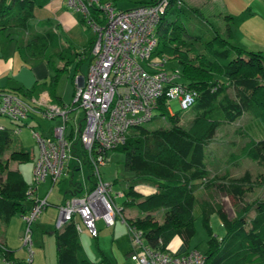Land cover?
<instances>
[{
	"label": "trees",
	"instance_id": "16d2710c",
	"mask_svg": "<svg viewBox=\"0 0 264 264\" xmlns=\"http://www.w3.org/2000/svg\"><path fill=\"white\" fill-rule=\"evenodd\" d=\"M48 1L0 0V33L14 29L15 34L20 36L18 51L24 63L33 65L45 61L51 66L55 73L47 84L50 103L63 106L66 104H61L56 98L55 90L64 66L52 64L53 58L65 60L59 37L49 29L38 31L34 18L35 9ZM197 12V7L189 6L182 0H170L169 7L156 27L157 45L152 54V57L165 58L166 61L177 60L180 83L197 92L191 107L193 117L188 127L179 125L180 114L177 111L170 112L166 98L162 96L157 101L151 120L163 119L167 126L150 130L143 125L133 127L125 144L113 149L124 153V169L133 174L132 180L127 181L121 211L123 213L125 207L136 206L145 212L143 216L135 218L123 217L127 225L142 230L145 244L152 249L166 251L170 241L178 235L182 243L176 253L189 250L190 238L195 232V220L199 215L208 235L207 248L203 252L205 264H264V198H257L253 202L244 200L248 192L245 185L264 186V177L255 184L250 183L249 172L231 179L226 170L224 178L218 177L211 174L208 160V146L217 128L243 115L249 116V122L239 131H244L243 135L248 139L238 152L228 155L227 161L233 164L243 158L264 160V52L245 49L230 40L232 29L238 28L255 12L247 7L236 15H226L225 19L229 23L226 24L224 35L215 31L208 40H203L200 35L189 34L185 28V20ZM88 13L93 21L104 20L98 6L90 5ZM7 35L10 38V34ZM93 41L89 49L84 50V55L91 53ZM194 41L203 44V52H195ZM172 70L175 68L169 71ZM229 90H232V94ZM1 92L12 93L26 100L24 97L30 96L34 90L1 89ZM69 105L73 106L71 103ZM9 119L17 128L0 125L3 127L0 129V158L10 150L7 159H0V176L3 175L0 181V226L17 214L27 213L33 204L26 206L27 202L33 201L27 194L30 184L17 168L8 167L10 160L17 163L31 160L29 152L13 137L26 123L25 120L18 123ZM66 137L69 141H78L73 131ZM81 153L84 158L82 147ZM86 164L93 180L92 190L95 176L91 165ZM140 183L153 187L154 191L142 195L135 190V185ZM217 188L240 200L236 204L234 216L229 217L216 199L214 191ZM198 189L203 190L205 198L197 197ZM158 209L164 210L161 222L152 214ZM251 212L253 215H250ZM212 214H217L225 227L221 237L213 234L210 224ZM54 238L55 264H109L105 256L100 261L89 258L73 221L60 230L55 229ZM0 257L22 264L15 259L13 251L2 243Z\"/></svg>",
	"mask_w": 264,
	"mask_h": 264
},
{
	"label": "built area",
	"instance_id": "2783aa9c",
	"mask_svg": "<svg viewBox=\"0 0 264 264\" xmlns=\"http://www.w3.org/2000/svg\"><path fill=\"white\" fill-rule=\"evenodd\" d=\"M65 2L84 15L95 35L91 47L92 61L86 76L82 80L75 79L73 106L50 103L46 96L29 102L12 93L1 92L0 115L18 123L31 116L45 120L62 119V124L53 128L51 136L33 130L38 153L27 190L32 198L36 186L47 176L56 181L65 173L72 146L65 134L66 122L69 112L78 108L82 110L83 118L82 121L79 119L74 135L84 150L85 161L92 167L95 187L80 196H71L60 205L54 226L60 230L73 221L79 232L82 223L95 237L97 219H103L106 225L114 224L116 218L125 223L121 207L110 197L111 184L102 180L99 171V167L107 162L108 151L125 144L133 127L151 120L160 97L166 98L167 109L172 112V99L177 100L181 110H186L193 106L197 92L180 83L179 69L169 71L164 67L165 58L155 60L152 57L157 45L156 27L170 0H156L152 4H140L125 10L117 9L111 0ZM90 5L101 8L102 22L89 18ZM33 200L30 210L22 215L21 241L29 254L23 264H31L32 260V222L49 205L46 197ZM125 225L133 244L129 257L134 264H205L204 253L196 248L181 254L176 250H155L145 244L142 230ZM2 261L16 264L13 260Z\"/></svg>",
	"mask_w": 264,
	"mask_h": 264
},
{
	"label": "rangeland",
	"instance_id": "374dc122",
	"mask_svg": "<svg viewBox=\"0 0 264 264\" xmlns=\"http://www.w3.org/2000/svg\"><path fill=\"white\" fill-rule=\"evenodd\" d=\"M186 3H188L187 5L189 6L198 8L197 13H192L190 17L187 20H185V28L189 34L200 35L203 40L211 39L215 31H218L219 34L224 35L226 24L229 23L225 19V16L236 15L241 11L245 10L247 7H250L254 12L260 13L262 17L257 14L254 15V17L252 18L249 17L248 19L251 18L250 20L246 19L245 21L247 20L248 21L245 24H243L245 22L243 21V23H241V25L243 24L242 32L247 33L248 31L249 32L252 31L254 37L258 39L260 43H264V4L263 3H257V4L253 3L249 5L246 4L245 0H186ZM236 29L237 28H233L231 31L235 37H236L235 32L237 31ZM238 36L241 35L238 34ZM230 40L232 42L234 41L231 38ZM244 41L248 49L261 50V48H258L250 44V41L248 39H244ZM194 49L195 52H203L204 51L203 44L199 41H194ZM262 51H264V48H262ZM153 59L157 60L158 58L153 57ZM139 61L142 64H144L142 60L139 59ZM164 67L169 70L172 67L175 69H180L176 59H170L166 61L164 63ZM72 72L73 71L65 70L61 72L58 77V80L61 81L62 83L63 80L69 81L68 94L70 91V87L72 86L71 84L72 82L69 79L72 76ZM49 74L50 77L53 75L52 69ZM50 77H49V81H50ZM229 92L232 94V90H229ZM70 100L71 97L69 101ZM170 106L172 111L174 112L177 111L180 114V118L178 122L179 125L185 128L188 127L194 114L192 108L181 110L178 106V102L176 99H172L170 101ZM74 113H76L78 119L82 121L83 118L82 110L78 108L74 111H71L70 112L71 116H73ZM1 120H3L6 123V125H8V127L13 129L17 128V125L13 124L9 118L5 116H0V121ZM30 121L33 124L32 126H35V131L38 132L41 131L42 133L44 132L46 126H49L50 128L55 123V119L48 121L38 116L32 118V120ZM247 122H249V116L243 115L239 117L236 121L229 124L221 125L217 128L216 133L208 146V152H209L208 160H209V168L211 170V174H215L218 177L224 178V173L227 170L228 178L236 179L242 177L246 172H249L251 175L250 183L255 184L260 180H262V178L264 177V160L257 161L249 158H243L240 161L233 164H229V162L227 161L228 155L231 152H238L239 148L248 139L245 135H243L244 131L243 132L239 131ZM71 124H72V120L68 121L67 126L65 128L66 135H68L71 132V126H70ZM143 126L150 130L159 126H167V123L163 119L156 118L147 123H144ZM73 131L77 132V125H73ZM131 132H133V130H131ZM13 137L16 139L17 143H20V145L25 151L29 152V154L31 155V160L20 163L10 160L8 161V167H10L11 169L17 168L21 173V175L23 176V178L29 183L30 180H32L33 159L38 153L37 144L33 137V128L26 123V125H22L20 127V131L14 134ZM76 143L78 144V150L76 155L81 156L80 144L78 142ZM73 146L74 144L71 146V152ZM9 153L10 150L6 151L0 159L1 160L7 159ZM123 161H124V153L122 151L111 150L108 151L107 153V162L99 167V171L103 181L107 183H111L114 180H117V183H115L112 186L111 193L113 196H115V202L118 205L122 203L124 198L119 197L116 194L122 192L123 189H125L126 181L132 177V175L124 169ZM84 170H86V167H84ZM2 178L3 175L0 176V181L2 180ZM75 179L77 180L78 176L75 177ZM75 179L72 181L74 182ZM70 181H71V175H69L68 177L62 176L54 184L53 194H57L58 200H60L62 195L64 194V191L63 190L61 191L62 184L63 183H65L66 185L71 184ZM245 186L248 189V192L244 197V200L246 202H253V200L257 198L260 199L264 198V186L262 185L259 186L253 185L252 187L249 185H245ZM196 194L197 197L200 199L206 197L202 189H198L196 191ZM214 195L218 200V202L222 204L224 212L229 217L234 216L236 204L240 202V200L232 197L231 195L226 194L221 190H218V188L214 191ZM48 208L49 210H51L55 207H52V205H50L48 206ZM57 211L58 209L56 208V212ZM143 213L144 212L140 211L136 206L126 207L123 210V215L125 218H131L136 215L139 216L142 215ZM154 214L157 221L160 222L162 221L161 219L163 217L164 210L158 209ZM47 215L49 222H52V226L50 227V230H53L55 225V219L49 213ZM250 215H253V212H251ZM15 217L18 216L15 215ZM77 219L79 220L78 217ZM35 222L32 223V230H33L32 258L35 260L34 264H55L56 246H55L54 234L53 235L48 234L47 230L45 231L41 230L39 225H36ZM10 224L7 227V230L5 228L6 225H1L0 231H2L1 235L3 234V232L7 231L10 239L14 241L17 238V230L14 227H12ZM210 224L212 227L213 234L217 235L218 237L223 236L225 232V227L217 214L211 215ZM114 229H115V234L113 232V236H112L113 228H107V227L98 230L97 238L92 236L91 233H89V236L88 235L84 236L82 241H84V246L87 255L90 257V259L94 261H100L102 255H105L112 264H134L129 257V253L133 249V244L131 242L125 223H122L120 219L117 220L116 227ZM79 235L80 237L83 236L81 233H79ZM207 237L208 235L201 223V217L197 216L195 220V232L193 236L190 238V243H189L190 249L196 248L201 252H205L207 248V244H206ZM0 238L2 239L1 236ZM17 243L19 247L22 246V241L19 240L17 241ZM18 256L23 257L25 261L28 260L29 254L26 248L22 246L21 253L18 254ZM2 263L4 264L3 261Z\"/></svg>",
	"mask_w": 264,
	"mask_h": 264
},
{
	"label": "crops",
	"instance_id": "0c3cea01",
	"mask_svg": "<svg viewBox=\"0 0 264 264\" xmlns=\"http://www.w3.org/2000/svg\"><path fill=\"white\" fill-rule=\"evenodd\" d=\"M149 1L151 0H112L113 5L117 9H121V10L131 9L140 4H143V2H149ZM182 1L185 4H188L186 3V0H182ZM245 2L246 4H249V5L253 3H256V4L263 3L264 4V0H245ZM257 14L262 17L260 13H257V12L254 13V15H257ZM254 15H252L251 18L254 17ZM83 17L84 15L79 10H77L76 8L69 7L66 4L65 0H50L44 6L37 7L34 11V18H35V21L37 22V30L44 31L46 29H49L55 32L59 37L61 49H62L65 60H62L61 58H53L52 59L53 66H57V67L64 66L63 71L65 70L73 71L72 76L69 78L72 82L71 83L72 86L70 85L71 87H70L69 94H68L69 81L63 80V83H62L61 81L58 80L56 90H55V95L57 96L56 98H59V100L61 101V104H69L72 101L73 92L75 88V79L76 77H78L79 80H82L86 76L87 69L91 61V57H92L91 53L89 55L88 54L84 55L83 52L85 49L87 48L89 49V45L94 39V32L91 29L88 22L86 20L83 21ZM247 21H245L243 24H245ZM242 25H240L236 29L237 30L235 32L236 37L232 33L231 39L234 40L233 42L243 48L248 49L244 41V39H248L250 41V44L258 48H261V51H262V48H264V43H260L259 40L254 37L252 31L250 32L248 31L247 33L242 32V29H243ZM8 33L10 34L11 39L8 37L7 35ZM15 33L16 32L14 29H8L5 32L0 33V90L21 88L22 90L26 91L28 89H33L34 92L35 93L37 92V93L35 94L33 92L30 96L24 97L27 101L29 102L30 101L32 102L33 100L38 101L43 96H46L47 99L50 101L51 98L49 97L47 84L49 82V77H50L49 73L52 69L51 66L48 65V63H46L45 61H41L33 65L24 63L18 51V46H19V43L21 42L20 36H17ZM238 34H240L241 36H238ZM241 41H244V42H241ZM249 50H254V49H249ZM54 73L55 71L53 70V74ZM70 97H71V100L69 101ZM32 118L34 117L33 116L29 117L28 119L25 120L24 123L29 124L35 130V126H32L33 124L30 121L32 120ZM54 119H55L54 125H52L50 128L49 126H46L43 133L40 131L42 135L51 136L53 132L52 128H54L55 126H60L62 124L61 118L56 117ZM68 119L69 121L72 120V124L70 125L71 131H73V125H77V129H78L79 119L77 117V114L74 113L73 116H71V114L68 115ZM0 125L8 126L3 120L0 121ZM74 132L75 131H73V133ZM76 142L80 144V142L77 141L76 139L75 140L73 139L71 141V144L72 145L74 144V146H73L71 154L69 155L67 159V166L65 169V173L63 175V177L64 176L68 177L69 175H71L70 183L72 184V186L71 184L66 185L65 183H63L61 186V191L63 190L64 194L62 195L61 199L58 200L57 194H53L54 184L56 183L58 179L56 181H53L51 177L47 176L43 182H40L36 186L33 196L31 198V199H36V198L46 197L49 203L48 206L52 205V207H55L49 210L47 206L43 210L39 218L35 220L36 222L34 221L36 225H39L41 230H44V231L47 230L48 234H52V235L54 234L55 226L53 230H50V227L52 226V222H49V219L47 218L48 216L47 214L49 213L56 220L57 215H58V211L56 212V208L58 209V207L64 204L66 200L70 198L71 196L73 195L80 196L90 191L93 186V180L90 178V170L83 158L82 153L80 154L81 156L76 155L77 150H78V144ZM80 152H81V144H80ZM84 167H86V170H84ZM129 173L132 175V177L127 181H130L133 178V174L131 172ZM77 176H78V179L76 180L75 177ZM74 179L75 181L73 182L72 180ZM127 181L125 183V189L127 187ZM114 182L115 180L110 183L111 189H110L109 194L114 204L117 206L120 205L121 207V204L118 205L115 202V196H113L111 193L112 186L115 183H117V181L115 183ZM29 184H31V180ZM125 189H123L122 192H119L116 195L124 198ZM135 190L141 193L142 195H148L154 191V188L149 185L140 183V184L135 185ZM33 201L27 202L26 206L27 207L30 206L33 203ZM155 212H152L154 217H155V214H154ZM23 214L24 213L17 214L18 217L13 216L11 220L5 224L6 230L10 223H11L10 225L17 230V238L14 241L10 239L7 231L3 232L2 235H1L2 231L0 232V236L2 237V239L0 238V243H2L6 247H8L10 250H12L13 256L15 257V259L22 262V264L25 260L23 257L21 256L19 257L18 254L21 253V247L23 245L19 247L17 241L19 240L21 241V236H22V232L24 228V221L22 218ZM144 214L145 212L139 216H143ZM137 216L138 215L133 216L131 218H135ZM117 220H119V218L115 219L114 224L106 225L103 219H97L95 221V227L97 229V234H98L99 229L107 227V228H113V231H112V236H113V232L115 234L114 228L116 227ZM31 229H32V226H31ZM78 233H81L83 235L82 237H80L79 235V238L85 250L84 241L82 240L84 236L86 235L89 236L90 232L81 223V230ZM32 234H33V230H32ZM97 236L95 237L97 238ZM181 243H182L181 238L178 235H176L170 241L167 248L173 251L177 250L178 247L181 245ZM32 245H33V240H32ZM103 256L105 255H102V257ZM107 260L109 264H112L108 258ZM34 262L35 260L32 258V264H34ZM0 264H3L1 257H0Z\"/></svg>",
	"mask_w": 264,
	"mask_h": 264
},
{
	"label": "bare ground",
	"instance_id": "6f19581e",
	"mask_svg": "<svg viewBox=\"0 0 264 264\" xmlns=\"http://www.w3.org/2000/svg\"><path fill=\"white\" fill-rule=\"evenodd\" d=\"M173 68V67H172Z\"/></svg>",
	"mask_w": 264,
	"mask_h": 264
}]
</instances>
